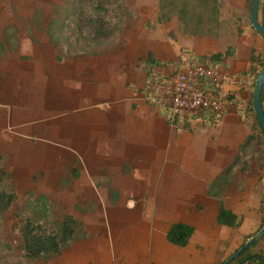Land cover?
<instances>
[{
    "label": "crops",
    "instance_id": "crops-1",
    "mask_svg": "<svg viewBox=\"0 0 264 264\" xmlns=\"http://www.w3.org/2000/svg\"><path fill=\"white\" fill-rule=\"evenodd\" d=\"M245 3L246 0L232 7V14L244 16ZM239 31L234 42L235 55L228 59V67L219 70L223 76V92L238 96L242 103L237 107L243 108L251 97L250 85L246 77L237 75L251 69L253 52L264 55V37L244 21ZM124 41V46L118 49L122 52L114 56L88 57L96 59L88 64L83 62L87 57L70 58L72 62L68 64L57 62L51 71L35 64L24 79L28 84L23 83L16 89L13 121L17 128L11 134L6 131L9 113L0 108V140L14 145L13 157L20 160L21 166L45 164L55 168L74 163L72 170L75 169L78 176L74 180L62 179V187L78 181L81 174L84 178L89 175L87 180L96 183L130 179L140 182L146 177L144 174L140 177V171L136 173L134 167L138 170L143 166L157 167L154 177L158 185L155 190H147L151 198L148 206L136 204V199L147 197L145 191L127 193L125 187L115 186L106 192L94 189L90 205L78 206L82 214L74 217L82 221L89 232L87 239L70 248L80 264H100L104 254H109L112 264H220L261 229L264 219L263 183L257 182L244 193L226 194V208L242 218L238 228L217 224L218 200L205 189L206 182L211 183L218 177L237 155L239 146L234 136L237 131L229 126L239 121L237 107L227 105V113L216 131L211 128L177 131L166 126V117L148 99L146 74L139 70L138 64L144 63L149 54L161 61L176 62L182 50L179 38H162L159 42L144 39V31H140L138 36L135 34ZM217 42L192 37L185 39L183 49L212 56L225 50ZM164 45L171 47V51L163 49ZM182 60L187 64L185 57ZM176 71L173 65L154 69L156 74L165 77ZM45 82L52 87L51 91ZM46 90L53 97L46 101L44 111H38L37 116L40 113L41 116L36 117L34 110L40 107L36 98ZM60 113L75 114L78 118V130L67 142H63L64 126L53 122ZM199 132L210 138L212 148L199 161L206 169L191 175L184 166L186 149ZM52 135L57 140H53ZM229 149L233 150L232 155ZM0 154L6 158L4 166L9 165L10 157L1 151ZM169 183H173V188L166 189ZM172 207H176L177 216H181L178 220H169ZM86 215H94L92 222ZM176 223L195 229L184 248L169 243L166 238L168 230Z\"/></svg>",
    "mask_w": 264,
    "mask_h": 264
},
{
    "label": "trees",
    "instance_id": "trees-1",
    "mask_svg": "<svg viewBox=\"0 0 264 264\" xmlns=\"http://www.w3.org/2000/svg\"><path fill=\"white\" fill-rule=\"evenodd\" d=\"M130 1L64 0L63 6L54 5L53 17L46 27V33L50 44L57 51L56 61L61 63L64 59L70 58L100 57L120 47L125 38L127 24H135L140 20V15L129 4ZM253 2V0H246L245 3V14H248L250 18L248 23L245 20L244 22L248 26H251ZM158 9L156 21L163 24L176 19L179 32L184 36L203 37L210 40H218L221 37L224 28L221 19V0H159ZM40 28L44 29V26L41 24ZM6 51L5 43L0 41V60L5 57ZM235 51L234 44L227 45L224 52L212 56L186 51L187 64L202 65L211 69L226 68L229 66L228 59L235 55ZM251 62V69L237 76L246 77L253 91L256 74L264 65V55H257L253 52ZM187 64L161 61L149 54L143 63L146 68L145 92L150 82L170 80V77L156 74L155 68L173 65L180 71ZM204 87L215 93L219 92L217 84L208 79L204 80ZM252 98L253 93L246 104L245 111H242V107H237L241 105L242 100L236 95L227 98L226 105L235 101L238 114L246 112L253 115L261 135L249 137L242 144L238 155L228 168L208 187V195L218 200L217 224L228 228H238L242 224V218L226 208L224 203L228 192L244 193L247 190L248 185L239 173L249 176L253 162L261 171H264V134L254 113ZM262 100L264 104V90ZM150 102L173 125H185L196 120L219 124L227 113L208 110L196 118L188 116L173 119L171 108L165 105L159 97L151 99ZM259 144L263 147L262 151ZM5 162V156L0 154V264H37L50 261L60 257L65 250L89 237V232L82 221L72 215L58 217L54 203L45 195L26 192L24 204L19 203L20 197L14 177L4 169ZM77 176V171L73 169L70 174L71 179L74 180ZM67 183L68 181L65 180L64 184ZM10 214L17 221L13 227V233L21 236L19 250H16L2 234L5 221ZM194 232V227L176 223L170 227L166 238L169 243L184 248L189 244ZM263 240L264 236L230 264H264V248H257Z\"/></svg>",
    "mask_w": 264,
    "mask_h": 264
},
{
    "label": "rangeland",
    "instance_id": "rangeland-1",
    "mask_svg": "<svg viewBox=\"0 0 264 264\" xmlns=\"http://www.w3.org/2000/svg\"><path fill=\"white\" fill-rule=\"evenodd\" d=\"M158 3L159 0H131L129 2L132 8L143 18L141 17V20L135 24H127L125 38H131L135 34L138 36L140 31H144V39L156 40L159 42L162 38H171L173 40L179 38V44L182 46V50L180 52V56L177 57L176 62L183 63V57H187L186 51L183 49V45H185V39H191L192 37L184 36L179 32L178 22L176 19L169 23L159 24L156 21L159 10ZM63 4L64 0H0V41L5 43L7 49L5 57L0 60V108H4L1 110L8 111L9 113V120L6 126V131L9 134L14 132V130L17 128L16 122L13 121V116L17 108L15 103L18 97H16V89L19 90L21 85L24 83V79L26 78L29 69L32 70L33 66L35 68V64H39L48 71H51V69L54 68L53 65H58L59 63L55 61L57 51L55 52V49L50 44L48 35L46 33V27L53 17L54 5L63 6ZM242 4H244V0H221L223 10L222 21L224 23L221 37L218 40H210L203 37L197 38L203 39L204 41H209L211 43L218 41L217 44L221 49H226L227 45L234 44L240 34V24L244 20L246 23H248L250 18L248 14H245L244 17L241 15L232 14V7H238V5L240 6ZM41 24L44 26V29L40 28ZM124 43L128 42L124 41ZM122 45L117 47L113 52L106 55L114 56L117 53L122 52V50H118L124 46ZM176 46L177 45L174 47ZM163 49H168V46L164 45ZM168 50L171 51V47ZM92 61H96V59L88 58L87 60L84 59L83 62L88 64ZM64 62L68 64L71 63L72 60L64 59L63 63ZM142 65L143 63L138 64L139 70L146 71V68L142 67ZM55 69H58V66H55ZM176 70L177 71L175 73H177L179 69ZM59 72V70H56V73ZM154 83L155 82H150L147 87L146 94L149 101L151 99H156L158 95L157 91H152ZM27 84L28 81L24 83V85ZM45 85L46 88L51 91L52 87L46 82ZM98 88L100 89L99 85ZM49 91L46 90L42 95H38L36 98L40 106L38 109L34 110L36 117L41 116V113L37 116L38 111L45 109L46 104L48 103L46 101L53 97ZM102 91L103 90L101 89V92ZM70 92L71 95H73L74 90L71 89ZM250 92L252 94L254 89L253 91L250 89ZM103 93L107 95L106 92ZM85 95L89 96L87 93H85ZM245 108L246 106L242 108V111H245ZM0 114L2 115V113ZM77 121L78 118L75 114L62 115L60 113L54 118L53 122L56 125L61 124L65 128L64 133L66 134V137L63 139V142H67L74 137V134H76L78 130ZM166 122L168 124H166V126H171L177 131H199L203 128H211L212 130L216 131L218 130L217 127L221 125V123L218 124L211 121H208L207 123L204 120H196L195 122L185 125H173L167 120ZM49 124L52 125V122ZM229 126L233 130L237 131L234 133V136L237 138V145L239 146L237 155L240 147L248 140L249 137L261 135L260 128L257 126L254 116L246 112L239 114V121L230 123ZM194 137L195 140L186 149L187 155L185 158L186 160L184 161L186 171L191 175L192 173H196V171L197 173H201L206 169V167L200 165L199 161H201V158L204 154L211 152L212 148V143L208 136L206 137L204 134L199 132ZM51 138L53 140H57L53 135ZM13 146V144L5 143L0 140V151L10 157L11 163L5 166L4 169L10 172L14 177L16 188L20 197L19 203L24 204V195L26 192H33L35 195L44 194L48 196L52 203H54L55 213L60 218L64 215L80 217L82 213H80L78 206L85 205L88 207L90 205L92 199L91 192L94 189H98L99 192H106L108 189H111L115 186L116 188L121 187L122 189L125 187L127 193L132 191H145V195L147 197L136 199V204L139 202L140 205L145 206H148L147 202L151 199L148 196V191L157 189L158 184L154 177L157 173L156 166L147 168L144 166L138 167L141 168V170H138L134 167L136 173L140 171V177H143V174L146 177V179L140 181L141 183L132 179L128 181L116 180L113 182L101 181L96 183L87 180L89 175H86V178H84V175L81 174V178L78 181L73 182L69 187H62L60 181L62 179H69L71 170L75 165L74 163H70L69 166H60L55 168H51L45 164H41L39 166H21L19 164L20 160L17 157L16 159L13 157V152L15 151ZM182 148L183 147H180V149ZM259 148L261 151L263 150L261 144H259ZM218 149H220V147ZM232 153H234L233 150L229 149V154L232 155ZM22 156H24V153H22ZM73 157H75V154ZM190 158H194V160ZM81 168L85 169L83 166H81ZM239 174L242 180H244V182L248 185L247 190H250V188H252L251 186L257 182L264 184V171H261L254 162L251 164V174L249 176L243 173ZM248 181H250V184ZM209 185L210 181H207L205 189H208ZM171 188H173V183H169L166 186V189ZM230 193L233 195L238 194L232 191H230ZM263 203L264 197L262 199V206ZM175 209L176 207L171 208V212L168 215L169 220H178V218H181L180 215L177 216L178 213L175 211ZM86 216H88L91 221V218H93L94 215ZM16 223L17 221L13 215H8L5 221V229L2 234L6 240L10 241L14 245L16 250H19L21 236L13 233V227ZM262 247H264V241L260 242V244L257 246V248ZM110 260L109 254H104L100 264H112ZM37 264H80V262L77 260L76 253H73L69 248L65 250L60 257L54 258L50 261H42Z\"/></svg>",
    "mask_w": 264,
    "mask_h": 264
},
{
    "label": "built area",
    "instance_id": "built-area-1",
    "mask_svg": "<svg viewBox=\"0 0 264 264\" xmlns=\"http://www.w3.org/2000/svg\"><path fill=\"white\" fill-rule=\"evenodd\" d=\"M168 77L169 81L155 82L152 91H157V97L171 108L173 119L196 118L208 110L223 113L227 110V98L234 96L223 92V76L219 68L187 64L184 69ZM205 79L216 83L219 92L206 89Z\"/></svg>",
    "mask_w": 264,
    "mask_h": 264
},
{
    "label": "water",
    "instance_id": "water-1",
    "mask_svg": "<svg viewBox=\"0 0 264 264\" xmlns=\"http://www.w3.org/2000/svg\"><path fill=\"white\" fill-rule=\"evenodd\" d=\"M253 8L251 14L252 28L264 37V0H253ZM264 90V65L257 72L255 77V88L253 92L252 104L253 110L264 134V105L262 94ZM264 236V226L247 241L222 264H230L239 258L247 249Z\"/></svg>",
    "mask_w": 264,
    "mask_h": 264
}]
</instances>
